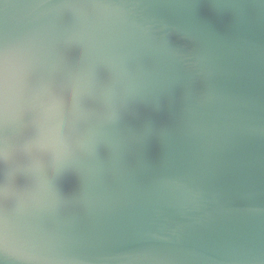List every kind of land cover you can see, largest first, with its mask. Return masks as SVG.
I'll use <instances>...</instances> for the list:
<instances>
[{
  "label": "clouds",
  "instance_id": "obj_1",
  "mask_svg": "<svg viewBox=\"0 0 264 264\" xmlns=\"http://www.w3.org/2000/svg\"><path fill=\"white\" fill-rule=\"evenodd\" d=\"M211 6L0 0V264H264V0Z\"/></svg>",
  "mask_w": 264,
  "mask_h": 264
},
{
  "label": "water",
  "instance_id": "obj_2",
  "mask_svg": "<svg viewBox=\"0 0 264 264\" xmlns=\"http://www.w3.org/2000/svg\"><path fill=\"white\" fill-rule=\"evenodd\" d=\"M212 2L213 0H200L201 7L197 9V18L201 23L208 25L214 30L226 33L233 24L234 17L229 11H220L212 7ZM170 41L174 45H183L186 43L185 39L179 33L172 34ZM180 94L181 90L178 88L176 91L177 99H179ZM149 120L154 129H163L168 125L167 101H162V110L159 113L141 111L138 115L129 119V125L134 129L140 130ZM258 151V144H241L236 149V160L242 161L248 154ZM163 156L164 147L160 136L156 134L147 136L141 149V158L145 166L148 168L158 166ZM135 162V158L129 160L130 164H135ZM62 187L66 195H74L78 190L76 177L73 174L66 175L63 179ZM244 202L243 200H234L233 205L239 206Z\"/></svg>",
  "mask_w": 264,
  "mask_h": 264
}]
</instances>
